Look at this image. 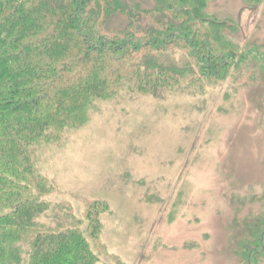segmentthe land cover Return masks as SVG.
Wrapping results in <instances>:
<instances>
[{
    "label": "rangeland",
    "instance_id": "obj_1",
    "mask_svg": "<svg viewBox=\"0 0 264 264\" xmlns=\"http://www.w3.org/2000/svg\"><path fill=\"white\" fill-rule=\"evenodd\" d=\"M207 11L235 24L237 69L155 96L124 90L36 153L54 187L45 202L78 219L105 204L97 264H241L238 244L264 214L263 7L209 0ZM173 60L198 74L186 52Z\"/></svg>",
    "mask_w": 264,
    "mask_h": 264
},
{
    "label": "trees",
    "instance_id": "obj_2",
    "mask_svg": "<svg viewBox=\"0 0 264 264\" xmlns=\"http://www.w3.org/2000/svg\"><path fill=\"white\" fill-rule=\"evenodd\" d=\"M208 1L0 0V264H97L105 204L88 203L78 219L45 202L54 187L36 153L83 125L98 101L155 96L187 79L215 84L244 63L235 24ZM242 1L264 12V0ZM177 51L196 65L194 79ZM258 223L238 244L241 264H264V214Z\"/></svg>",
    "mask_w": 264,
    "mask_h": 264
}]
</instances>
